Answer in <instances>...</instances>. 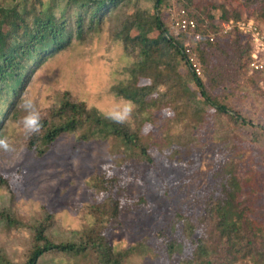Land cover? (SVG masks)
<instances>
[{"label": "rangeland", "instance_id": "obj_1", "mask_svg": "<svg viewBox=\"0 0 264 264\" xmlns=\"http://www.w3.org/2000/svg\"><path fill=\"white\" fill-rule=\"evenodd\" d=\"M27 1L0 3L19 4L22 8ZM182 3L171 0V6L163 11L166 23L170 9L178 11L184 7ZM193 5L200 12H209L218 26L217 31L205 34V38L213 36L209 42L218 46L214 45L207 65L200 60L203 82L212 96L246 122H236L205 105L195 83L186 79V61L176 60L173 51L155 58L149 66L145 85L151 84L156 74H167L169 83L155 81L150 101L156 107L146 104L147 110L141 112L115 90L130 78L138 60V52L127 49L117 36L120 21L107 20L99 32L84 40L75 38L59 54L31 68L18 106L21 112L15 120H9L6 134L0 139V251L14 264L24 262L31 249V235L20 225L8 227L3 217L12 216L30 225L52 214L55 224L51 238L55 242L72 240L77 233L99 223L93 208H102L105 196L93 187L97 176L104 180L117 178L118 187L123 184L125 188V197H118L123 215L117 222L110 221L106 230L116 249L129 250L126 264H172L161 244L160 228L165 234L174 229L170 238L188 248L187 228L201 215L195 201L207 196L218 183L220 163L236 166L241 205L248 208L249 217L260 231L259 242L264 241V46L257 50L252 35L235 27L226 34L223 26L229 20L252 21L263 38L259 43L264 45V19L250 15L248 0H194ZM136 7L152 9L153 1L132 0L123 7L120 18ZM224 13L228 20H221ZM203 18L202 27H206L210 19L205 14ZM244 47H251V61L246 67L242 66L247 55ZM252 62L260 69H254ZM205 68L211 69L213 82H209ZM175 71L183 77L182 82ZM177 81L180 84L174 83ZM184 82L186 92L181 85ZM66 91L75 101L96 108L104 116L127 121L134 128L140 125L155 165L151 168L119 160L124 154L112 141H79L78 135L85 134L84 129L61 135L45 155L30 151L28 138L40 132L37 123L48 118ZM163 189L169 191L170 198ZM143 195H148L145 203L140 202ZM261 246L264 250V244ZM181 252L173 254L174 264L186 257L187 249ZM42 264H96V259L92 255L70 258L51 254ZM237 264L264 262L250 257Z\"/></svg>", "mask_w": 264, "mask_h": 264}, {"label": "trees", "instance_id": "obj_2", "mask_svg": "<svg viewBox=\"0 0 264 264\" xmlns=\"http://www.w3.org/2000/svg\"><path fill=\"white\" fill-rule=\"evenodd\" d=\"M152 1V9L136 7L123 19L120 18L121 10L129 6L132 0H28L22 8L19 4L5 6L0 3V139L6 134L9 120H15L21 112L18 106L32 74L31 68L59 54L75 38L84 40L88 35L99 32L107 20L120 21L121 29L117 36L124 41L127 49L138 52V60L131 68L130 78L115 86L117 95L133 103L141 112L146 109V104L156 107L150 101V96L155 91L156 80L158 84L169 83L167 74H156L151 84L147 85L144 84V77L149 75L152 61L167 56L170 51L174 52L176 60H184L182 48L186 36L172 34L169 22L164 20L163 11L171 6V0ZM178 1L184 2L181 8L198 22V30L204 37L207 32L218 30V26L213 23L214 17L209 12L196 9L194 0ZM248 5L252 8L250 15L264 19V0H248ZM203 14L210 19L206 27H202L205 24ZM228 19L225 13L221 17V20ZM204 37L198 44L197 53L207 65L210 52L215 48L214 45H218ZM249 49H245L247 55L242 64L244 67L251 61V47ZM185 65L188 67L186 79L195 83L205 105L215 108L218 113L229 115L236 122L238 119L246 122L236 113H231L232 110L225 103L212 96L202 77L195 76L188 64ZM175 73L182 82L183 77L177 71ZM205 73L209 82H213L210 80L211 69L205 68ZM174 83L180 84L179 81ZM181 85L186 92L187 82ZM37 125L40 132H36L33 139L28 138L27 146L38 156L45 155L50 145L61 135L84 129L85 134L78 135L79 141H112L124 154L119 160L130 161L131 164L136 161L151 168L155 165V158L148 146L150 144L144 141L140 125L134 128L127 121L104 116L96 108L75 101L70 92H64L58 104L50 110L48 118ZM219 170L218 183L211 187L207 196L203 199L198 197L195 201L194 205H198L201 215L196 217V223L192 222L187 228L190 232L188 248L170 238L175 234L174 229L171 235L169 232L163 233L164 228H160L163 234L161 244L172 264L173 254L182 253L183 249H187V255L179 264H237L250 257L264 262V250L261 249L264 241L259 242L260 231L249 217L248 208L241 205V185L236 166L234 163H220ZM104 179L100 176L93 179V187L105 196L103 207L93 208L98 212L99 223L77 233L72 240L55 242L51 238L50 232L55 224L52 214L30 225L18 222L12 216L3 217L8 227L20 225L30 231L31 249L20 264H42L43 259L51 254L70 258L92 255L96 264H126L129 250L116 249L106 230L110 221L117 222L123 215V205L118 197H125V188L123 184L118 187L117 178ZM115 189L117 194L114 193ZM163 190L170 198L169 191ZM147 198L148 195L141 196L140 202L145 203ZM0 264L14 263L0 251Z\"/></svg>", "mask_w": 264, "mask_h": 264}, {"label": "built area", "instance_id": "obj_3", "mask_svg": "<svg viewBox=\"0 0 264 264\" xmlns=\"http://www.w3.org/2000/svg\"><path fill=\"white\" fill-rule=\"evenodd\" d=\"M224 33L229 34L231 28H237L241 33L252 35L254 41L257 45V50H263V44L259 43L261 39L257 26L252 21H233L229 20L224 25ZM170 32L176 36L185 35L186 40L182 48V56L186 63L188 64L191 71L195 76L201 78L203 75V68L200 58L197 53L198 44L203 40V34L198 30L197 21L190 18L185 9H180L178 11L170 9V19H169ZM208 40L213 41V36H206ZM205 38V37H204ZM255 54L253 55V58ZM252 67L258 68L253 62Z\"/></svg>", "mask_w": 264, "mask_h": 264}]
</instances>
